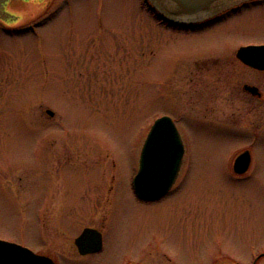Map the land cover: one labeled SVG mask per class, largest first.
I'll return each mask as SVG.
<instances>
[{
    "label": "rangeland",
    "instance_id": "374dc122",
    "mask_svg": "<svg viewBox=\"0 0 264 264\" xmlns=\"http://www.w3.org/2000/svg\"><path fill=\"white\" fill-rule=\"evenodd\" d=\"M23 1L19 30H0V236L33 227L40 196H110L122 250L151 232L174 252L199 247L197 238L234 258L264 249V124L250 123L239 98V122L217 121L216 106L230 109L217 100L211 59H199L264 39V7L187 31L160 23L142 0H53L40 27L21 29L40 13V0ZM196 59L208 64L196 69L205 81L194 99ZM160 116L182 138V166L163 197L141 201L132 178ZM243 149L251 166L237 176Z\"/></svg>",
    "mask_w": 264,
    "mask_h": 264
},
{
    "label": "flooded vegetation",
    "instance_id": "af4514ba",
    "mask_svg": "<svg viewBox=\"0 0 264 264\" xmlns=\"http://www.w3.org/2000/svg\"><path fill=\"white\" fill-rule=\"evenodd\" d=\"M49 1H38L37 10L40 13L33 21L25 23L21 27L31 29L38 28L49 13L48 8L58 7ZM41 5V7H40ZM35 8V6H33ZM255 7H264V0H238L235 3L219 10L215 15L194 22H185L181 25H171V28L183 30H202L210 25L220 22H229L230 18L250 11ZM28 3L23 0H0V30L1 32H15L19 30L14 24L24 17L29 16ZM58 10L55 8L53 12ZM28 14V15H27ZM25 21V20H24ZM23 22V21H22ZM11 25V26H9ZM264 45V39L249 40L234 43L227 51L218 52L214 57H203L199 59L209 60L210 64L215 66L213 73L216 76L215 89L217 100L226 101L230 112H227L222 106H216L217 121L228 124H237L239 116L234 115L235 100L241 99L245 103L244 109L246 117L250 123L264 124V50L257 54L249 53L246 61L237 56L239 48L245 46ZM194 60L196 68H192V74L187 77L188 83L195 88L190 94L194 98L195 90L204 83L203 74L196 72L202 65L208 64V61ZM201 69V68H200ZM209 71L210 69L207 68ZM244 86H249L245 90ZM226 90L227 93H224ZM194 93V95H193ZM185 95V94H184ZM186 97L189 96L186 93ZM194 99H197L195 96ZM192 108V107H191ZM238 107H235L237 109ZM46 112L51 116V114ZM237 111V110H236ZM241 111V112H242ZM237 113V112H236ZM223 114V115H222ZM237 116V118H236ZM243 117V116H242ZM240 117L239 119H241ZM236 118V119H234ZM249 150H241L240 153ZM184 155V153H183ZM236 155V156H237ZM246 171L236 173L241 176L251 166V154ZM183 158V157H182ZM235 159V158H234ZM234 161V160H233ZM180 165L175 181L180 173ZM139 167V158H138ZM138 170V169H137ZM137 171L134 172V174ZM173 182V184L175 183ZM172 184V186H173ZM171 186V187H172ZM169 188V190L171 189ZM168 190V191H169ZM167 191V192H168ZM163 197V196H162ZM110 196H96L87 199L85 197L71 196H40L39 209L35 213L32 224L33 227L22 230L15 235L0 236V240L17 245L15 253L9 252L10 263L12 264H264V249H247V259L244 256L234 258L224 254L223 251H217V245H206L205 241L197 238L199 247H193V250L180 249L174 252L171 249H165L162 237L154 232L145 236L141 242L136 239L127 249H120L116 244V234L113 229V221L110 217L111 206L109 204ZM161 198V197H160ZM157 198V199H160ZM139 199V198H138ZM144 200L141 201H155ZM22 225H26L22 222ZM136 233V232H135ZM137 234V233H136ZM215 238L211 236L209 240ZM208 240V241H209ZM14 256V258H13Z\"/></svg>",
    "mask_w": 264,
    "mask_h": 264
},
{
    "label": "water",
    "instance_id": "95a60500",
    "mask_svg": "<svg viewBox=\"0 0 264 264\" xmlns=\"http://www.w3.org/2000/svg\"><path fill=\"white\" fill-rule=\"evenodd\" d=\"M236 1L238 0H149L174 24L205 19ZM263 50L264 45L245 46L239 48L237 56L246 61L249 53L255 55ZM244 89L249 90L250 87L244 86ZM48 112L51 114V111ZM183 151V143L173 120L169 116L157 118L140 151L139 168L132 179L135 194L144 200H154L166 194L177 176ZM249 160L248 151L240 153L233 162L234 172L246 171ZM16 247L15 244L0 240V264H12L8 254L15 253Z\"/></svg>",
    "mask_w": 264,
    "mask_h": 264
}]
</instances>
